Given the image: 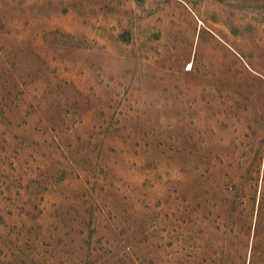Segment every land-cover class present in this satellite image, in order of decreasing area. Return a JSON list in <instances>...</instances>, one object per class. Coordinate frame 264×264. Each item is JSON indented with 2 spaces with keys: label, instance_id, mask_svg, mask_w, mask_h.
I'll return each mask as SVG.
<instances>
[{
  "label": "rangeland",
  "instance_id": "374dc122",
  "mask_svg": "<svg viewBox=\"0 0 264 264\" xmlns=\"http://www.w3.org/2000/svg\"><path fill=\"white\" fill-rule=\"evenodd\" d=\"M0 264H264V0H0Z\"/></svg>",
  "mask_w": 264,
  "mask_h": 264
}]
</instances>
